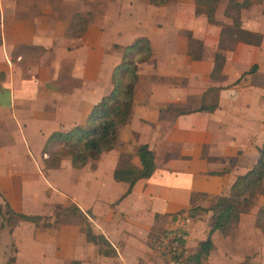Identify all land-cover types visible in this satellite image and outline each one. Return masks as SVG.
I'll list each match as a JSON object with an SVG mask.
<instances>
[{"label":"crops","instance_id":"1","mask_svg":"<svg viewBox=\"0 0 264 264\" xmlns=\"http://www.w3.org/2000/svg\"><path fill=\"white\" fill-rule=\"evenodd\" d=\"M84 2L94 9L91 19L82 35L69 36L70 17L87 11ZM217 12L210 22L195 11L193 0L158 6L145 0H0V185L5 190L0 200L11 205L13 192L14 209L24 213V203L41 193L44 210L30 213L39 215L71 202L116 253L98 255L84 240L80 218L59 217L56 228L28 222L12 227L14 264H102L104 258L112 264H148L150 232L168 227L171 214L207 207L254 163L264 133V0L241 10L240 29L248 34L240 33L222 50L215 21L224 17ZM139 36L149 40L151 55L137 65L130 114L116 128L114 148L94 167L75 169L66 158L43 174L46 138L84 123L110 90V73L123 48ZM215 50L224 61L218 79L211 80ZM252 64L256 69L244 73ZM209 105L213 110L201 109ZM140 144L153 152L156 178L136 180L125 194L127 184L114 181L112 170L120 152L131 154ZM130 162L138 165L136 156ZM209 215L189 217L186 248L206 236ZM253 215L242 213L237 227L243 216ZM0 233L10 237L5 227ZM218 234L211 232L213 245Z\"/></svg>","mask_w":264,"mask_h":264},{"label":"trees","instance_id":"2","mask_svg":"<svg viewBox=\"0 0 264 264\" xmlns=\"http://www.w3.org/2000/svg\"><path fill=\"white\" fill-rule=\"evenodd\" d=\"M170 0H146L148 4L158 6ZM196 7L204 14L206 20H214V11L219 0H193ZM263 0H227L223 10V16L228 18L231 25L235 28L236 33L248 34L240 29V12L248 9L254 4H260ZM88 22L80 15H72L69 20L67 34L78 37L86 29ZM151 55L149 40L144 36L136 37L123 48L119 62L112 68L110 73V90L102 95L99 100L93 104L85 121L81 125H75L66 131L52 132L45 140L41 153H46L41 158V164L45 169L57 168L60 160L67 157L72 168L80 169L86 164L94 167L100 155L114 148L116 145V128L124 124L130 114V108L133 100V92L137 80V65L147 60ZM224 61V54L215 50L212 58V66L209 73L211 80L218 79L221 67ZM256 65L252 64L244 72H252ZM214 105L204 106L201 109L208 111L213 110ZM56 144L55 150H50L48 146ZM257 156L254 163L243 173L235 176L226 193L215 196L210 200L207 207L193 205L186 209L187 217L195 218L201 212H210L207 219L208 232L206 236L196 244L195 251L185 253L186 231L185 229L173 228L162 232L161 237L156 241L158 246L164 245V240L169 233L178 240V247L168 256L170 262H179L180 264H205L209 252L213 247L211 232L217 231L220 236H230L233 229L238 223L242 213L247 211L253 203L255 197L264 190V133L259 146L256 147ZM130 156V155H129ZM136 156L138 165L129 161V157L122 159L121 153L118 156L117 165L112 170V179L117 182H125L127 188L125 194L130 191L134 182L140 178H156L157 169L154 163L153 152L146 144H140L133 152ZM210 171L208 174L219 175L226 172ZM8 209V204L4 202ZM55 209L58 207L55 206ZM54 212V218L68 217L80 218L83 221V237L88 243L96 246L97 253L114 257L115 250L100 234L95 233L89 221L80 212L78 207L71 204V207H61ZM10 214L17 217L18 220L38 223L43 216L39 214H25L13 211ZM183 211L169 215L173 221L176 215H181ZM264 199L254 217V227L264 236ZM10 215L5 218L9 220ZM3 223L0 222V229ZM184 236V238H182ZM151 246V245H150ZM14 257H9L5 264H13ZM69 264H79L78 261L72 260Z\"/></svg>","mask_w":264,"mask_h":264},{"label":"rangeland","instance_id":"3","mask_svg":"<svg viewBox=\"0 0 264 264\" xmlns=\"http://www.w3.org/2000/svg\"><path fill=\"white\" fill-rule=\"evenodd\" d=\"M226 1L227 0H219L217 6L215 8V11H218L217 13L220 16H223V10H224V6L226 4ZM83 4H85L86 8H88L87 11L78 12L75 14L80 15L81 18H85L88 22L91 19V15H92V12L94 9L92 8V6H89V3L87 4V2L86 3L84 2ZM195 11L198 13H202V12H200L201 11L200 8H198L196 6H195ZM202 15L204 16L203 13H202ZM215 23L217 26H219V29H220L219 35H218L217 47L220 50L227 48V47H230L233 44V39L238 38L237 36L239 34L236 33V30L231 25L230 20L226 17L222 18L221 20L215 21ZM244 37L248 38L247 36H244ZM192 47L193 46H191V48ZM194 50H195V48L192 50L193 53H194ZM53 146L54 145H50V146H48V148L51 150ZM120 153L122 155V159H126V157H129V161L133 155V153L129 154V152H126V151L125 152L122 151ZM44 154L46 155V153H44ZM45 155L40 153L41 158L45 157ZM66 158L67 157H64L63 159L60 160V162ZM39 169L44 174V171L46 169L43 168V166H42V168L40 167ZM54 169H56V168H54ZM37 184L40 185L39 188H41V183L38 182ZM0 192H1L0 197H2V193L4 194L5 190L1 187V185H0ZM6 195H7V193H6ZM13 195H14L13 192H12V194L9 195V196H11V198L13 200L11 205L8 204L5 199L4 200L8 204L9 209L16 211L13 206H15V204H16L17 197H15ZM262 195L264 196V190L262 193L258 194L255 197L253 203L248 207L247 211H245L244 213L251 210V211L255 212V215H256V212L258 211V209H259V207L262 204L263 199H264V197ZM56 198L60 199L59 196L50 197V199H56ZM41 199H42V196L40 193L38 200H35L34 202L27 203V204L24 203V205L22 207L23 210L22 209L21 210L24 211V213H28V214L38 213V212L43 211L45 206L41 203L42 202ZM38 202H40L39 208L37 207ZM71 204H72L71 202H68V204L65 206L54 205L51 209L52 214L51 215H42L43 218L38 223L34 224L35 227H37L39 229H43V228L46 229V228L51 227V225H52L53 227L56 228L57 221H55V220H57V219H55L53 216L54 212H57L60 209H62L61 207H66V206L71 207ZM55 206H57L58 208L55 209L54 208ZM9 209L6 206H4V202L0 200V222L3 223L2 228L5 227L8 231V234L10 235V237L7 235L8 238H6V237H3L6 234L0 233V255L4 256V258L0 264H5L7 259L9 257H13L12 255L15 252L16 242L12 238V235H11L12 227L19 222H21V223L24 222V221L18 220L17 217L11 215ZM9 215H10L9 220L5 221V218ZM247 215H248V213H247ZM255 215L251 216V219H249V220H248V216H243V220H242L240 226L237 227V225H236L230 236L224 237V236H220L219 234L217 236H215V238L213 239V242L215 245H213L211 251L209 252V255L207 257V262L205 264H264V236L253 225ZM178 216L183 219V226H185V228H184L185 231L187 230V226L189 229V227L191 226V223H189V217H187V215L183 216L182 214L176 215L177 218H178ZM176 217H175V219H176ZM170 222H171V220H170ZM172 222L168 225V227H166V228L164 227V230H159L158 232L152 231L147 236L146 244L152 249V253L149 256V263L148 264H180L179 262H170L168 260V256L174 250L173 251L170 250L169 252H164L162 250V248L166 245L165 240H164V245L161 247L158 246L156 243L157 239L159 237H161L162 232L166 231V230L168 231V229L172 227V225H173ZM263 222H264V216H263ZM28 223H30V222H28ZM25 231H27V230L25 229ZM196 232L198 233V231H196ZM186 234H187V232H186ZM189 242H191L189 244L190 247H187V248L185 247L186 254L192 253L193 251H195V248H196L197 243L194 245L192 240H190ZM251 245H253L255 247H253ZM94 247L96 250L97 249L96 246H94ZM66 250L69 251L67 248H66ZM135 252H136V258L138 259V261L139 262L142 261L141 260L142 258L139 257V255L141 253L139 251H136V250H135ZM222 252H223V255H222ZM98 255H100V254H98ZM132 258L133 257H131V260H132ZM27 259L32 260L31 261L32 263H38V261L35 259H31V258H27ZM104 261L105 262L102 264H112L111 262H109L110 258H104ZM13 264H14V262H13ZM113 264H119V263H114V260H113ZM132 264H141V262L140 263L134 262Z\"/></svg>","mask_w":264,"mask_h":264},{"label":"built area","instance_id":"4","mask_svg":"<svg viewBox=\"0 0 264 264\" xmlns=\"http://www.w3.org/2000/svg\"><path fill=\"white\" fill-rule=\"evenodd\" d=\"M172 224H173L172 227L169 228L168 230H171L173 228H180V229L185 228V226H183V219L179 216L178 218L176 217V219L172 222ZM182 238H184V236H182ZM165 243L166 245L162 248L164 252H169L170 250L173 251L178 247V240L173 237L172 233H169L166 236Z\"/></svg>","mask_w":264,"mask_h":264}]
</instances>
